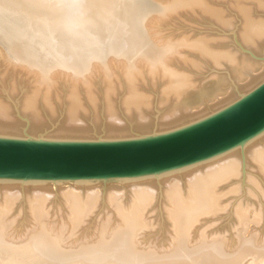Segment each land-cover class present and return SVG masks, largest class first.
<instances>
[{
	"label": "bare ground",
	"instance_id": "obj_1",
	"mask_svg": "<svg viewBox=\"0 0 264 264\" xmlns=\"http://www.w3.org/2000/svg\"><path fill=\"white\" fill-rule=\"evenodd\" d=\"M214 1L217 3L212 4ZM90 2L0 0V48L11 68L36 73L39 85H45L43 94L48 105L57 89L55 83L59 76L63 75L73 84L69 94L70 114L64 126L53 136L72 135L80 138L79 136L89 133L79 114L83 107L80 87H84L93 103L91 85L97 74L108 86L106 95L110 98L108 94L115 84L118 85L117 74L122 71L125 77L123 85L127 88L123 101L124 110L137 116L135 128L143 131L138 132L140 135L151 130L154 124L147 113V108L152 109L154 102L152 96L143 91L144 80H148L146 83L153 88L162 85L158 97L160 107L165 104L173 105L171 110L168 109V115L164 114L168 110L163 113L164 120H159L160 129L162 125H170L167 128L171 129L208 113L205 106L193 113L191 110L197 108L188 110L185 105L186 98L198 87L196 75L207 65L217 68H214L217 73L213 75V79L225 82L226 77L221 75L223 72L219 69L226 68L234 80L241 82L236 94L235 90L228 92L224 89L227 94L225 97L221 98L220 93L212 99L213 111L264 80V63L259 64L257 59H249L233 49H222L220 42L225 40L223 37L218 38L217 35L215 38L202 32V35L192 38L185 32L187 35H181L180 38H175L172 34L173 37L165 39L159 35L163 33H157L156 29L159 28L155 27L159 21L163 23V20L189 11L201 12L223 31L231 28L238 19L241 25L237 32L240 43L244 48L258 51L264 44V0ZM227 2L230 3L228 10L224 6ZM231 14L234 17L231 18ZM188 51L195 53L196 56H193L199 60L190 58ZM256 66L262 67V71L257 73L259 68ZM194 68L198 70L194 72ZM36 89L25 101L26 108L31 110L34 119L30 131H39L43 126L39 115L35 114L37 98L41 94V89ZM107 99V125L103 131L108 136L124 135L128 131L127 126L118 119L116 106ZM181 121L184 122L180 123ZM13 130H16L15 122L10 119V112L0 101V135H12L10 133ZM24 135L27 133L21 136ZM261 139L264 140V135L242 150L256 162L257 170L264 175V144L260 142ZM242 150L236 149L180 172L131 182L85 181L70 184L2 181L0 194L4 197L0 204V264H240L243 257L252 255L255 260L261 261L264 259V240L259 241L252 231L248 233L251 224L260 220V213L251 212L248 208L242 210L240 205L235 207L234 212L237 220V252H226L223 240L209 238L205 230L199 232L195 242L191 241L196 224L203 217L214 215L222 208L223 194H219L218 187L239 175L240 161L236 154ZM179 173L187 177V192L182 191L177 179L170 180L173 182L166 186L164 194L169 204L167 216L172 225V242L167 251L158 252L154 247L144 246L141 242V235L148 225L146 213L155 195L151 183L160 179L166 181L173 176L177 178ZM101 184L110 185L106 201L116 215L117 223L111 226L110 220H107L94 239L80 243L73 239V242L66 238L65 226L50 222L46 203L49 201L48 195L53 193L51 188L56 186L57 193L60 192L65 199L68 210L66 231L71 235L97 208L99 193L95 189ZM123 184H129L132 190L127 203L123 199L124 193H119L120 185ZM20 187L34 189L29 200L34 228L25 238L16 240L10 238L9 214ZM79 190H84L85 193ZM56 226L60 228L56 230Z\"/></svg>",
	"mask_w": 264,
	"mask_h": 264
},
{
	"label": "rangeland",
	"instance_id": "obj_2",
	"mask_svg": "<svg viewBox=\"0 0 264 264\" xmlns=\"http://www.w3.org/2000/svg\"><path fill=\"white\" fill-rule=\"evenodd\" d=\"M93 1L95 2V0H89L90 3H92ZM158 1L166 2L168 0ZM216 3L217 2L214 1V3L212 4ZM226 4L224 5L225 9H227L230 3L227 2ZM189 12H182L181 14H179L180 16L182 15L181 17L179 15H174L172 19L166 20L167 23H165L166 21L163 20L162 22L164 24L159 21L157 24L161 25L158 26L157 24H155V27L159 28L158 30L156 29V31H158L157 33H163L159 35H161V37L165 39L169 38L168 36H172V34L173 36L175 35V38H180L184 34L187 35L188 33L190 34V37L192 36V38H195L196 36L198 37V34L202 35L203 33H206V35L209 34V36L213 35L212 37L215 38L223 37L225 38V40L223 39V41L220 42L222 49H233L234 52L236 51L240 55H246L249 59H255L251 55L245 53L239 46V44L241 43L237 32L239 31L241 25L238 19L235 20L236 22L231 28H229L227 31H223L218 27L217 24H213L210 20H208V18H206L201 12ZM232 17H234V15H232L231 18ZM221 33H223V35ZM248 50H251L257 56H264V44L260 46L258 51L249 48ZM187 53L190 58L199 60L197 57H194L196 56L195 53L189 51ZM258 61H260L259 64L264 63V60ZM176 65H174V67L176 68L181 66L178 64L179 66L177 65V67ZM185 68L186 70H188L187 67ZM214 68L215 67L211 65H207L204 67L203 71L201 70L202 72L200 74L196 75V85L200 88L197 87L185 100V105L187 106L188 110L197 108L194 111L191 110L193 113L205 107L206 112L209 113L213 111L214 106H212V99H214L217 94L221 93V98L225 97L227 94H225L224 89L226 91L229 90L232 92L235 90L236 94V86L238 87L241 85V82L238 83V81L234 80V78L226 68H218L219 70H221V72H223V74L221 75L226 77L225 82L221 81V83L218 79H213V75L217 73V71L215 70L217 68ZM256 68H259V66H256ZM196 70L194 68V72H196ZM260 71H262V67L257 70V73H259ZM117 75L119 83L118 85H114L113 90H110V93L108 94L110 98H108V96L106 95V87L108 86H106L104 79L98 74L91 85V89L93 90V94L91 93V96L93 97V103H91L87 92L84 91V87H80V101L83 104V107H81V112L79 114L81 115L82 123L89 131V133H87L88 135L85 134L87 136H79L80 138H97L99 136H108L103 131L107 125V98L110 99L109 102L116 106L115 108L117 111L118 119L123 122L128 129L127 133H125L124 135L110 134L111 136L109 135L107 138L122 137L126 134L127 135L125 137L135 136L136 134H138V132H143L135 128V125L138 122L137 116L135 114H128L124 110L123 101L125 99V94L127 93V88H124L123 85L125 84V77L122 71H120ZM38 78L39 76L34 72H27L25 70H22L21 68H11V66L6 61L4 52L2 51V49L0 50V101L2 102V104H4V106L7 107L8 111L10 112V119L15 122L16 126V130L11 131L13 133L10 134L21 136L23 135V133H27V135L37 137L47 136L54 138H77V136L72 135L59 137L53 136L58 129L64 126V123L66 122V119L70 114L69 110L71 105L69 94L71 89L73 88V84L68 78L66 79V77H64L63 75L62 77L59 76V79H57L55 83L57 89L55 91V94L52 95L50 102H48L50 103L48 105L44 100L43 94L45 91V85H39ZM147 81L148 80H144V83L143 81L141 82L143 83V91L146 92L147 95L152 96L154 102L152 109L147 108L148 116L149 118H151L154 124H152V127L150 128L151 130L146 131L145 134L170 128V125H167L166 127L165 125H162V129H160L158 122L159 120H164V114H166L167 112L169 113L168 109L170 108L171 110L173 106L172 104H165L163 107H160L158 105V97L160 95L159 91H161L162 85L159 84L156 88H153L152 85L150 86V84L146 83ZM120 84H122L123 86ZM36 88L41 89V94L37 98V107L35 110V114L39 115L43 126L39 131H30L32 129V122L34 119H32L33 115L31 114V110L29 108H26L25 101L27 97L31 96L33 92L37 90ZM168 113L166 115H168ZM183 122L181 121L180 123ZM260 142L264 144V140L261 139ZM243 154L245 155V173H243V159L241 157L240 151L236 154L240 161L239 175L221 183L218 187L219 194H223L221 196L222 208H219L214 215L203 217L201 221L196 224V227L193 228V232L191 234L192 242H195L197 240L200 231L205 230L206 235L209 238L215 237L223 240L226 245V252L230 254L237 252L238 244L235 237V226L237 220L235 219L234 214L235 207L237 205H240L242 207V210L248 208L251 212L260 213V220L256 224H251V228L248 230V233L252 231L259 241L264 240V175H262L257 170L255 166L256 162L252 161L248 153L243 151ZM186 178L187 177L183 173H179V177L177 178L173 176L166 181L160 179L155 180V182L151 183L154 188L155 195L153 197L152 204L149 206L146 213L148 225L141 235V242L144 246H152L158 252L167 251L170 247L172 242V225L167 216L169 204L165 198L164 192L167 184H169V182H173L170 180L177 179L181 184L182 191L186 193ZM128 185L129 184H123L120 185L119 188V193L122 195L124 193L123 199L126 203L129 201L132 193V190ZM66 186H68V184H66ZM109 186L110 185L106 186L101 184L95 189L99 193V202L97 204V208L93 210V212L85 219V221L78 226L79 228L75 230V233L71 235L67 234L66 231L68 230V227H66V225H68V210L66 208V204L64 203L65 199L60 192L57 193L56 186H52L51 189L53 190V193H50L51 195H48L49 201L46 203V207L48 209V212L50 213V222H54V224H56L57 226H65L63 228H66L64 231L65 235L67 236L66 238H69L72 241L73 239H75L74 241H78V243H80L88 241L90 239H94L101 227L107 223V220H110L109 225L111 226L115 225L118 220L116 215L112 213L113 211L110 209L106 201L107 195L109 193ZM17 192H19L17 199L13 202L12 209L9 214L11 220L10 238L20 240L25 238L34 228V220L30 211L31 205L29 202L33 195L34 189L20 187ZM79 192L85 193L84 190H79ZM0 196L1 204L3 202L2 197H4V195L0 194ZM57 226L54 227L56 230L60 228ZM240 264H264V259H261V261H257V259L255 260V256L252 255L243 257Z\"/></svg>",
	"mask_w": 264,
	"mask_h": 264
},
{
	"label": "water",
	"instance_id": "obj_3",
	"mask_svg": "<svg viewBox=\"0 0 264 264\" xmlns=\"http://www.w3.org/2000/svg\"><path fill=\"white\" fill-rule=\"evenodd\" d=\"M239 46L253 58L264 60V56ZM263 135L264 80L199 119L143 135L113 138L0 135V182L107 183L156 178L242 150ZM241 157L245 173L243 150Z\"/></svg>",
	"mask_w": 264,
	"mask_h": 264
}]
</instances>
